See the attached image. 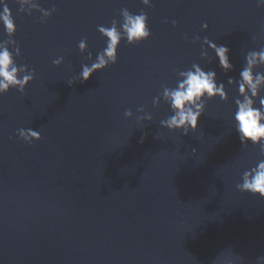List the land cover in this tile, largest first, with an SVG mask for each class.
Returning a JSON list of instances; mask_svg holds the SVG:
<instances>
[{"label":"water","instance_id":"1","mask_svg":"<svg viewBox=\"0 0 264 264\" xmlns=\"http://www.w3.org/2000/svg\"><path fill=\"white\" fill-rule=\"evenodd\" d=\"M5 2L16 33L0 25V46L19 49L35 79L0 96V264H264V199L236 188L264 149L242 146L234 122L245 57L264 50V6ZM125 9L147 15L150 38L129 45L122 34L117 62L82 81L107 47L99 27L119 28ZM205 39L229 49L231 71ZM194 64L216 72L227 99H205L184 135L161 125L173 114L164 91ZM29 128L41 135L31 145L18 136Z\"/></svg>","mask_w":264,"mask_h":264},{"label":"clouds","instance_id":"2","mask_svg":"<svg viewBox=\"0 0 264 264\" xmlns=\"http://www.w3.org/2000/svg\"><path fill=\"white\" fill-rule=\"evenodd\" d=\"M23 9L31 6V0H15ZM149 5V0H144ZM258 4L264 6V0H258ZM0 25L3 26L9 37H14L16 25L12 12L5 2L0 0ZM124 22L118 28L115 23L111 27H99L100 33L107 39V47L102 55L97 57V62L90 67H82L80 78L88 81L97 71L103 70L109 64L117 62V49L122 39L126 37L129 45L140 44L148 40L151 32L148 28V17L145 13L133 15L126 9L123 10ZM45 17L50 16L49 12L44 13ZM175 26V21H173ZM207 30V25L203 26ZM187 39V36H185ZM205 43L215 53L220 68L224 72L233 69L229 60V49L223 45L205 39ZM81 51L85 50L86 42L81 41L78 45ZM17 49L15 55H19ZM15 55L7 46H0V96H4L12 89L25 93L27 86L35 79V71H29L27 66L18 67L15 62ZM60 59L54 60L53 64L58 65ZM264 65V50L252 51L247 54L244 66L239 72V80L236 81L238 92L242 99L235 101L236 110L234 113L235 132L238 135L242 146H261L264 149V97H261V88L264 86V73L254 71V68ZM183 79L178 82L174 89H165L164 96L169 102L173 114L161 125L170 131H178L187 135L189 131L196 132L198 121L203 115V101L214 100L219 97L227 99V93L223 83H217L216 72L203 70L199 65L194 64L192 70L181 72ZM229 83H233L230 79ZM257 101L258 106H257ZM125 115H131L126 111ZM19 138L31 145L33 141H40L41 135L31 128L18 131ZM241 193L251 194L253 197L264 199V160H260L254 167L243 173L242 183L236 185Z\"/></svg>","mask_w":264,"mask_h":264}]
</instances>
